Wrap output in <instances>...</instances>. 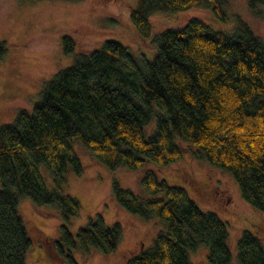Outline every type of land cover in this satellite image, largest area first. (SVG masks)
Listing matches in <instances>:
<instances>
[{
  "label": "trees",
  "instance_id": "1",
  "mask_svg": "<svg viewBox=\"0 0 264 264\" xmlns=\"http://www.w3.org/2000/svg\"><path fill=\"white\" fill-rule=\"evenodd\" d=\"M205 2L225 21V0H137L131 20L139 36L152 32L155 11L184 10ZM251 9L264 0H248ZM148 60L121 41L107 39L44 83L32 110L20 109L0 124V264H27L33 241L20 213L21 198L51 205L63 219L54 247L64 264H79L73 251L89 246L112 253L122 235L119 222L97 213L76 231L69 220L80 200L66 191L68 171L84 165L75 151L78 140L111 169L144 168L145 195L113 181L118 204L143 219L166 221L150 247L126 264H197L189 249L208 248L211 264H231L229 224L203 210L187 189L160 178L149 163L165 166L181 158L186 141L195 157L229 171L242 197L264 210V41L240 16L233 29H214L198 17L152 37ZM67 54L75 42L62 38ZM0 40V59L6 52ZM155 120L150 134L146 126ZM49 172L52 184L46 183ZM237 264H264V243L251 229L236 242Z\"/></svg>",
  "mask_w": 264,
  "mask_h": 264
},
{
  "label": "rangeland",
  "instance_id": "2",
  "mask_svg": "<svg viewBox=\"0 0 264 264\" xmlns=\"http://www.w3.org/2000/svg\"><path fill=\"white\" fill-rule=\"evenodd\" d=\"M137 0H0V40L6 52L0 59V124L10 122L20 109L32 110L45 82L54 74L71 65L75 54L88 53L107 39L121 41L135 54L146 53L150 60L155 54L154 34L169 28L183 26L190 18L198 17L214 29L231 31L235 17L245 20L264 41V5L251 9L248 0H225L229 18H217L205 2L184 10H160L150 15L152 32L141 38L131 20V11ZM69 35L75 42L74 53L64 52L62 38ZM155 120L147 126L148 134ZM183 154L180 159L165 166L149 163L160 178L170 184L184 186L203 210H213L229 224L231 264H237L236 242L244 229H251L264 243V210L248 203L241 195L232 174L197 158L192 145L180 141ZM74 148L81 158L84 171L77 175L68 171L66 191L80 200L79 213L68 224L76 231L90 217L100 213L107 224L119 222L122 235L117 248L109 254L89 246L87 250L73 251L79 264H126L133 254L153 244L155 235L164 229L166 221L160 218L143 219L121 207L112 190L114 180L145 195L140 179L144 168L132 170L120 166L111 169L100 162L78 140ZM44 172L51 186L49 172ZM1 185V182H0ZM20 213L28 227L33 245L27 253V264H64L54 247L63 219L51 205H36L21 198ZM190 259L197 264H211L208 248L200 245L189 249Z\"/></svg>",
  "mask_w": 264,
  "mask_h": 264
}]
</instances>
